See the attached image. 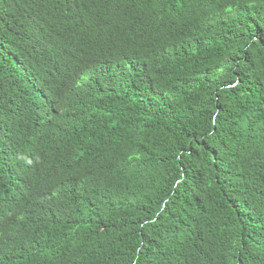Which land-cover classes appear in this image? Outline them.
I'll return each mask as SVG.
<instances>
[{
	"label": "trees",
	"instance_id": "trees-1",
	"mask_svg": "<svg viewBox=\"0 0 264 264\" xmlns=\"http://www.w3.org/2000/svg\"><path fill=\"white\" fill-rule=\"evenodd\" d=\"M0 264H264V0H0Z\"/></svg>",
	"mask_w": 264,
	"mask_h": 264
}]
</instances>
